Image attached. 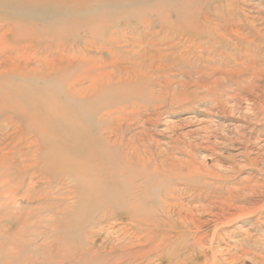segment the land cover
I'll use <instances>...</instances> for the list:
<instances>
[{"label": "rangeland", "instance_id": "374dc122", "mask_svg": "<svg viewBox=\"0 0 264 264\" xmlns=\"http://www.w3.org/2000/svg\"><path fill=\"white\" fill-rule=\"evenodd\" d=\"M0 264H264V0H0Z\"/></svg>", "mask_w": 264, "mask_h": 264}, {"label": "bare ground", "instance_id": "6f19581e", "mask_svg": "<svg viewBox=\"0 0 264 264\" xmlns=\"http://www.w3.org/2000/svg\"><path fill=\"white\" fill-rule=\"evenodd\" d=\"M244 49H245V48H244ZM240 66H241V65H240ZM235 69H236V68H235ZM208 78H209V77H208ZM206 89H208L207 91H209L210 88L208 87V88H206ZM208 94L211 95V94H214V92H213V93H212V92H211V93L209 92ZM213 100H216V101H217V99H216L215 97H213ZM126 189H127V188H126Z\"/></svg>", "mask_w": 264, "mask_h": 264}]
</instances>
